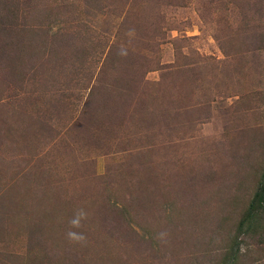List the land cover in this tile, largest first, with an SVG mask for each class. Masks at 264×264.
Instances as JSON below:
<instances>
[{"label":"rangeland","instance_id":"1","mask_svg":"<svg viewBox=\"0 0 264 264\" xmlns=\"http://www.w3.org/2000/svg\"><path fill=\"white\" fill-rule=\"evenodd\" d=\"M261 186L264 0H0V264H264Z\"/></svg>","mask_w":264,"mask_h":264},{"label":"clouds","instance_id":"2","mask_svg":"<svg viewBox=\"0 0 264 264\" xmlns=\"http://www.w3.org/2000/svg\"><path fill=\"white\" fill-rule=\"evenodd\" d=\"M120 55L125 54L123 51L118 53ZM88 212L84 208L76 209L73 213L72 218L68 221L69 230L65 233V238L69 243L85 245L87 243V237L83 232L75 231V229H80L83 227V221L87 220ZM166 237L165 232H160L157 234L156 239L161 242L164 241Z\"/></svg>","mask_w":264,"mask_h":264},{"label":"trees","instance_id":"3","mask_svg":"<svg viewBox=\"0 0 264 264\" xmlns=\"http://www.w3.org/2000/svg\"><path fill=\"white\" fill-rule=\"evenodd\" d=\"M263 193H264V186H261L260 190L258 192H256L255 198H259L261 200ZM253 204H254V202L252 201L250 206L252 207Z\"/></svg>","mask_w":264,"mask_h":264}]
</instances>
